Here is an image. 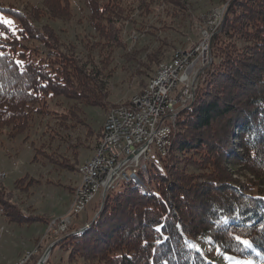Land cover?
Wrapping results in <instances>:
<instances>
[{
    "label": "trees",
    "instance_id": "16d2710c",
    "mask_svg": "<svg viewBox=\"0 0 264 264\" xmlns=\"http://www.w3.org/2000/svg\"><path fill=\"white\" fill-rule=\"evenodd\" d=\"M137 1L135 8L127 0H80L76 26L89 28L99 43L123 48L129 31L153 28L148 21L159 11L164 25L167 19L191 15L187 0ZM74 7L71 0H42L40 6L21 10L0 4V13L17 20L9 26L0 19V134L8 130L10 138L24 135L36 116L53 113L48 97L104 111L113 105L105 58L96 63L80 56L49 23L34 24L40 19L71 22ZM162 43L174 47L165 39ZM162 48L125 49L130 76L140 86L166 59ZM210 52L212 60L194 100L175 121L169 155L148 162L129 182L107 192L85 228L67 230L59 243L67 259L57 264H231L230 256L264 264V0H230L210 39ZM57 116L58 127L47 141L40 149L31 147L51 165L72 172L80 150L91 141L94 148L98 144L102 127L96 132L88 127L87 142L78 143L61 130L85 124L76 123L73 110ZM55 142L64 145L63 152L52 149ZM24 179H17L12 189L0 182V214L20 225L45 222L40 215L24 214L13 200L15 189L29 187L19 184ZM210 231L212 244L229 259L201 248L199 239Z\"/></svg>",
    "mask_w": 264,
    "mask_h": 264
},
{
    "label": "rangeland",
    "instance_id": "374dc122",
    "mask_svg": "<svg viewBox=\"0 0 264 264\" xmlns=\"http://www.w3.org/2000/svg\"><path fill=\"white\" fill-rule=\"evenodd\" d=\"M79 1L71 0L75 6L71 22L58 21L57 23H52L47 19H40L34 24L41 26L49 23L61 41H70L75 45L74 50L80 56L88 57L89 59L93 58L96 63H98V59L105 58V73L106 75L111 74L106 79L108 100L113 104L112 106H119L128 102L147 82L144 78L143 86H140L139 80L130 76L131 70L125 49H130L128 51L130 52L143 45L155 47L161 44L163 46L162 49H165L166 59L159 63L166 62L174 52L175 49L172 51L174 47H184L187 46V43L198 39L199 29L205 15L220 10L221 5H226L230 0H187L191 15H185L181 19H167V25L169 26L161 23L163 15L160 11L154 16L152 15L153 17L150 14L148 17L152 18L148 22L153 28L146 33L136 32L135 30L129 31L125 39L127 45L123 48H113L105 41L99 43L98 36L90 35L91 30L89 28L76 26L81 17ZM127 1L129 3L134 2V7H137V0ZM41 3L42 0H0L1 5L14 7L17 10H21L26 6L28 8L40 6ZM157 9L160 10L159 8ZM133 12L134 15L138 14L135 9ZM0 19L11 21V26L17 23L15 18L4 13H0ZM86 34L88 37H84ZM164 39L167 42L170 41L174 47L169 48L164 45L162 43ZM46 100L48 109L54 112L46 116H36L24 135L21 134L15 138H10L8 130H4L5 132L0 134V172L4 173V176H0V182L7 188L12 189L14 182L24 177L23 183L20 182L19 184L26 186L29 183L30 185L27 189L14 190V202L24 214H41L47 219L41 224L34 223L28 224V226H21L8 223L0 214V264H21L28 257L33 256L35 258L28 262L37 264L40 259L45 257L48 250L49 252L43 264H57L60 260L65 263L68 253L63 248V244L60 246L59 243L68 233L66 231L60 235L51 234L52 221L54 219H64L69 211L73 193L78 184V182L76 183L77 170L69 172L56 168L48 163L41 153H38L39 150L35 152L31 144L40 149V144L47 141L48 133L51 132V129L54 130L58 127L57 115L66 113L67 110H73L79 119L76 123H83L85 126L79 124L74 129L69 128L67 131L63 129L61 133H70L68 134L70 135L69 138L76 140L78 143L82 141L85 143L87 142V140H84L86 129L89 127L94 132L98 131L102 127L107 111L112 107L110 106L104 111L99 107H87L65 97H48ZM24 136L25 138L22 140ZM90 144H93V142L91 141ZM52 149L57 152H63L64 145L55 142ZM49 152L47 150V153ZM69 152L65 151L64 154H67L70 158ZM90 152L88 146L80 150L77 167L81 163L80 161L90 156ZM34 156L36 160L32 163L31 160ZM150 157L152 163L158 161L156 154H151ZM240 178L242 179V177ZM100 194L98 192L86 208L72 218L68 225V232L82 227L83 223L89 222L96 212L98 214L102 207L101 204L98 205L100 203ZM40 230H42L41 233H39ZM213 235L214 231L203 235L199 239V245L203 250L212 249V256H219L225 260L229 259L228 256L222 255L223 252L218 246L212 244L211 238ZM7 239H10V244L13 245L10 250L6 249ZM230 257L231 264H261L253 262L250 258Z\"/></svg>",
    "mask_w": 264,
    "mask_h": 264
},
{
    "label": "built area",
    "instance_id": "2783aa9c",
    "mask_svg": "<svg viewBox=\"0 0 264 264\" xmlns=\"http://www.w3.org/2000/svg\"><path fill=\"white\" fill-rule=\"evenodd\" d=\"M226 5L215 13L203 17L198 39L179 50L175 62L162 68L152 78L150 88L143 98H138L128 108L111 107L110 123L102 129L104 145L93 161H87L88 180L82 190V201L69 208L64 219L52 221L53 235L67 231L72 218L77 216L100 192L104 199L106 185L122 178L130 166L150 159L167 157L166 145L172 131V122L189 102V95L199 82L211 52L207 51L215 34L218 17H223ZM0 176L4 173L0 172Z\"/></svg>",
    "mask_w": 264,
    "mask_h": 264
},
{
    "label": "bare ground",
    "instance_id": "6f19581e",
    "mask_svg": "<svg viewBox=\"0 0 264 264\" xmlns=\"http://www.w3.org/2000/svg\"><path fill=\"white\" fill-rule=\"evenodd\" d=\"M215 12H217V11H214L212 13H215ZM222 20H223L222 17H218L217 24L215 25V33L219 30V27H221ZM186 49H187V46L176 48L174 50V52L172 53V55H171V57H170V59L168 61L161 62V63L158 64V66L156 67L154 73L148 79V81L145 84V86L142 87L140 89V91H138L136 94H134L128 100L127 103H124L123 105H119V106L121 108H128V106H130L132 103H134L138 98H143L147 94L148 88H150V83H151L152 78H156L159 75V72L162 70V68H164L168 64H171V63L176 61L179 50H186ZM207 51H210V44H207ZM211 60H212V58H211V56H209L208 62H207V67L203 68V70L201 72V75L199 77V80L202 78V76H204L205 70L209 67V65L211 63ZM195 91H196V88H195L194 91L190 92L189 102L185 106V108L188 107L192 103V101L194 100ZM112 107H114V106H112ZM185 108H183V109H185ZM183 109H181V111ZM110 119H111V107L109 108V110L107 111V113L105 115V118H104V121H103V124H102V128H101V132H102V129H104L110 123ZM176 119L177 118H175V120H173V122H172V131H171V134H170V136L168 137V140H167V145H166L167 156L169 155L170 149H171L172 144H173V139H174L175 130H176L175 129L176 128L175 127ZM103 145H104V134H101L100 135V139L98 141V144L95 146V148L93 150L92 156L90 158L84 160L83 162H81L79 164V166L77 167V174L79 176V180H78V184H77V187L75 189V192L73 193L74 195H73L72 202L70 204V208L73 207V206H76L77 203H81V201H82V190L85 189V186H86L87 180H88V169H85V165H86L87 161H93L95 159V157L97 156L98 152L100 151V147H103ZM156 155L158 156V154H156ZM150 160H151V157H150V159H147V161H142L140 164H137V165H134V166H130L128 169H126V172L122 173V178L113 180L110 184L106 185V193L111 191V190H116L117 188H119V186H121L122 183L129 182L133 178V176H136L138 174L139 170H144L145 169V165L149 164L148 162H151ZM105 196H106V194L104 195V198H105ZM103 201H104V199L100 200V203H98V205L99 204L102 205ZM85 226L86 225L84 224L82 227L85 228ZM82 227H80L79 230H81ZM44 259H46V256L43 258V261H44Z\"/></svg>",
    "mask_w": 264,
    "mask_h": 264
},
{
    "label": "crops",
    "instance_id": "0c3cea01",
    "mask_svg": "<svg viewBox=\"0 0 264 264\" xmlns=\"http://www.w3.org/2000/svg\"><path fill=\"white\" fill-rule=\"evenodd\" d=\"M94 145L95 144H90V146H89V151H91L90 152V156L92 155V153H93V150H94ZM89 156V157H90ZM89 157H85L82 161H80V162H83L84 160H86V159H88ZM76 174H77V172H76ZM78 180H79V176H78V174L76 175V183L78 182ZM40 216H42V217H44L43 215H41V214H39ZM4 217V216H3ZM5 218V217H4ZM46 218V217H45ZM5 220L8 222V223H13V222H9L6 218H5ZM34 223H38V224H41V223H44V222H40V221H38V222H34ZM34 223H31V224H34ZM14 224H17V223H14ZM17 225H20V224H17ZM21 226H28V224H22ZM42 232V230H40V232L39 233H41ZM34 237H36L35 235H34ZM6 242H7V246H6V249H11V247H13V245H11L10 244V242H11V240L10 239H7L6 240ZM16 247H18V246H16ZM24 249V248H23ZM26 251V250H25Z\"/></svg>",
    "mask_w": 264,
    "mask_h": 264
},
{
    "label": "snow or ice",
    "instance_id": "6c2138e0",
    "mask_svg": "<svg viewBox=\"0 0 264 264\" xmlns=\"http://www.w3.org/2000/svg\"><path fill=\"white\" fill-rule=\"evenodd\" d=\"M2 22L5 23V24H7V25H9V26L12 25V22H11V21L3 20ZM12 30H13V32H15V29H14V28H13ZM236 239H237L240 243L244 244L245 246H247V247H251V244H250V242H249L248 240H242L240 237H236Z\"/></svg>",
    "mask_w": 264,
    "mask_h": 264
},
{
    "label": "water",
    "instance_id": "95a60500",
    "mask_svg": "<svg viewBox=\"0 0 264 264\" xmlns=\"http://www.w3.org/2000/svg\"><path fill=\"white\" fill-rule=\"evenodd\" d=\"M96 215H97V212L94 214L93 218L96 217ZM85 223H88V222H85ZM85 223H83V225H84ZM83 228H84V227H82V229H83ZM48 252H49V250L46 252V255H47ZM46 255H45V256H46ZM46 257H47V256H46ZM43 262H44L43 259H40V260L38 261L37 264H43Z\"/></svg>",
    "mask_w": 264,
    "mask_h": 264
}]
</instances>
